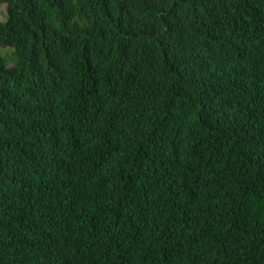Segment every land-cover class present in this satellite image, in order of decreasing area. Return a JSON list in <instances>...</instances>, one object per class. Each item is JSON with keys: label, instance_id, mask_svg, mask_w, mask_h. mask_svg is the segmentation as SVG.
<instances>
[{"label": "trees", "instance_id": "trees-1", "mask_svg": "<svg viewBox=\"0 0 264 264\" xmlns=\"http://www.w3.org/2000/svg\"><path fill=\"white\" fill-rule=\"evenodd\" d=\"M0 5V264H264V0Z\"/></svg>", "mask_w": 264, "mask_h": 264}, {"label": "rangeland", "instance_id": "rangeland-1", "mask_svg": "<svg viewBox=\"0 0 264 264\" xmlns=\"http://www.w3.org/2000/svg\"><path fill=\"white\" fill-rule=\"evenodd\" d=\"M7 17V9L5 5H0V20L4 21Z\"/></svg>", "mask_w": 264, "mask_h": 264}]
</instances>
